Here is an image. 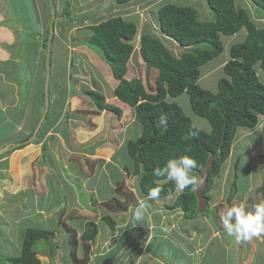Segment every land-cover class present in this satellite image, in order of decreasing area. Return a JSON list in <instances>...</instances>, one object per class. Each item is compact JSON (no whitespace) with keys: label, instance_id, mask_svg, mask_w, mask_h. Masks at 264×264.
Wrapping results in <instances>:
<instances>
[{"label":"crops","instance_id":"1","mask_svg":"<svg viewBox=\"0 0 264 264\" xmlns=\"http://www.w3.org/2000/svg\"><path fill=\"white\" fill-rule=\"evenodd\" d=\"M156 1L117 5L114 0H0V125L13 126L12 133L21 140L36 132L23 148L0 156V264H11L21 255L28 229L46 233L47 240L33 248L40 264L52 263L56 257L63 264H76L69 257L66 227L76 232L78 264H264L263 237V244L258 237L254 241L230 237L223 227L214 226L212 213L185 217L173 207L182 191L175 189L172 195L156 199L142 196L133 161L121 166L122 155L128 156L126 143L140 135L141 126L133 109L115 97L117 81L110 67L85 42L93 26L110 18L134 23L140 30L132 42L125 79L141 80L140 75H145L147 87L151 83L147 75L155 69L147 72L142 67L143 33L158 39L174 57L190 49L164 35L156 16L148 17ZM141 13H147L148 19ZM254 19L263 22L264 15ZM52 23L54 38L46 47ZM228 59L217 68L222 69ZM257 65L258 76L262 69ZM214 68L209 67V73ZM38 82L43 84V92L37 94L46 101L44 112L45 101L38 99L39 107L34 105ZM87 90L100 93L121 110L120 118L112 122L114 130L104 131L107 125L100 115L112 112L97 113ZM259 120L264 123V117ZM85 121L93 128L85 129ZM22 126L28 129L24 135ZM136 126V134L129 131ZM215 183L209 191L212 198L218 197ZM121 184L133 193V200L118 194ZM111 199L128 202L126 210L111 212L103 205ZM141 201L147 206L136 219L134 210ZM106 215L112 227L103 220ZM91 221L97 234L92 242L83 243L80 236Z\"/></svg>","mask_w":264,"mask_h":264},{"label":"trees","instance_id":"2","mask_svg":"<svg viewBox=\"0 0 264 264\" xmlns=\"http://www.w3.org/2000/svg\"><path fill=\"white\" fill-rule=\"evenodd\" d=\"M114 1L117 5H126L146 0ZM248 1L257 8L255 12L261 10L264 13V0ZM236 4V0H206L213 18L211 22L200 21L197 10L186 4L169 3L158 9L156 19L160 31L179 46L190 49L179 57H174L158 39L145 33L140 36L139 56L147 72L151 69L157 71L154 89L149 86L146 88L138 78L125 79L127 64L133 51L132 42L137 34L134 23L115 17L91 28L93 34L85 42L86 45L110 67L112 76L117 81L115 97L133 109L141 126L140 135L129 140L125 149L133 161V174L139 176L138 190L142 196H149V190L156 187L161 189L158 198L174 193L176 186L173 181L166 175L156 177L153 174L155 168H164L170 159L185 155L194 158L198 165L194 174L199 180V173L204 170L209 157L216 155L207 174V185L203 192L208 211L210 198L207 194L233 150L238 129H254L260 117H264V84L259 81L254 70L257 63L264 70V20L258 27L247 9ZM53 25L54 23L49 26L44 40L46 47L54 38ZM243 28L246 30L245 39L229 46V59L222 67L223 77L218 80L217 91L201 88L198 85L200 67L222 54L224 47L221 36H233ZM183 93L188 95L193 113L209 123V132L194 127L191 119L176 103L167 101V98H176ZM85 94L97 111L113 112L120 118L121 110L108 105L100 93L87 90ZM161 116L167 117L166 127L159 122ZM35 134L6 146L0 151V156L23 148L29 140H33ZM238 163L236 160L234 164L235 177L230 186L228 202L237 194ZM118 191L126 199H134L133 193L122 187ZM127 203L111 199L103 205L111 212H123ZM173 207L181 209L187 218L198 214L197 199L191 186L176 197ZM103 220L113 226L108 215ZM66 230L71 246L69 257L78 264L76 232L70 227H66ZM96 234V224L88 222L80 240L83 243L92 242ZM44 240H47L46 233L26 230L21 255L10 263L40 264L33 248Z\"/></svg>","mask_w":264,"mask_h":264},{"label":"rangeland","instance_id":"3","mask_svg":"<svg viewBox=\"0 0 264 264\" xmlns=\"http://www.w3.org/2000/svg\"><path fill=\"white\" fill-rule=\"evenodd\" d=\"M169 3L186 4V5H190L194 7L197 10L199 20L202 22H208V21L211 22L213 20L212 15L210 14L209 9L207 8L206 0H157L156 2H154V6L150 8L153 10V12L148 10V13H149L148 17L152 19L153 17L156 16L155 10ZM236 3L238 7L247 9L252 19L256 18L258 14L264 15V13L261 10H258V12H255V9L257 8L253 5H250L248 0H236ZM133 9H141V7L135 6L133 7ZM141 15H144L147 18V13H144V14L141 13ZM254 21L255 23H257L256 20ZM261 22L262 20L259 21L260 24L257 23L258 27L261 26L262 24ZM137 28H138V33H139L140 29L139 27ZM142 31L143 29L141 30V32ZM245 36H246V30L243 28L241 31H239L237 34L233 36H222L221 37V42L222 44L224 43L223 46H225L222 54H220L218 57L213 59L211 62H208L207 64H205L204 66L200 68V79L198 81V85L201 88L209 90L211 92L217 91L218 80L221 77H223L222 69L217 68L218 64L221 63V61L228 59L229 46L233 43L236 44V43L242 42L245 39ZM52 47L53 45L50 46L51 51H52ZM174 51H175V54L178 55V52H176V48L174 49ZM62 54L63 53L61 52V55ZM213 66H215V68L212 70L211 73H209V67H213ZM142 67L144 68L145 66H142ZM256 67H258V65ZM156 74H157V71L152 70L147 75L148 81L151 82L148 86L153 89L155 88ZM132 75H135V73H132ZM140 78L142 82L146 80L145 75L144 76L140 75ZM258 78L261 81V83L264 84V70L259 71ZM148 86L146 88H148ZM42 88H43V84L38 82L34 89L36 90V94L34 95L35 97L34 105H36L37 107H39V105H37V102L39 100H41L43 103L45 101V100L43 101V99H39L38 98L39 94H37L39 92L41 93L43 92ZM34 90H32V93H34ZM87 99L92 104V101L88 97ZM167 101L176 103L182 109V111L191 119L192 125L194 127L204 132L210 131L209 123L205 119L194 114L193 111L191 110L188 95L186 93L181 94L180 96L176 97L174 100L173 98H168ZM106 103L110 105L108 103V100ZM46 105L47 104L45 101L43 112L45 111ZM32 108H35V106ZM95 111L97 113L99 112L96 110V108H95ZM47 115L49 116V114ZM100 116L102 118L103 124H105V126L107 125L106 126L107 128L104 131L106 132L108 129L109 130L111 129L110 131L114 130V126L112 127V124H113L112 122H115L116 121L115 118L117 119L118 117L113 112L112 113L102 112ZM112 119L114 121H112ZM85 124L87 126V127L84 126L85 129L88 130L90 128H93L91 127V123H89V126H88V123L85 121ZM27 128H30V125L27 126ZM27 128L26 126L21 127V133L23 135L25 134L24 133L25 131H28ZM14 129L15 128L11 126L10 124L5 123L3 125H0V141H2L0 143V151L4 150L6 146H10V144H15L21 141L22 137H20L19 134L12 133ZM239 130L236 133L234 144H233V150L231 151L229 158L224 162L221 172L214 179V183L216 182L215 185L218 184V187H217L218 189H214L215 190L214 192H217L218 190V197L213 196L212 198L211 195H213V192L212 191L211 193L208 192L210 194L209 195V198H210L209 208L212 209L213 212L208 209V211H206L203 214H199V213L197 214V216L204 215V216L209 217V215H211L212 213L211 220H213L214 222L213 224L215 227L216 226L223 227L222 222H221V216L225 214L233 206H238L243 202L247 205L246 210L251 211L256 205L260 203H264V123L260 122V125H257L254 129H251V130L245 129V128H240ZM129 131L132 132L133 134H136L138 132L137 126ZM129 138H133V137L130 136ZM122 152L124 153L125 149H123ZM121 159H122L121 166H123L124 163L127 166L129 165V163L131 164L132 159L130 157L128 158V156H125L123 154ZM236 160L239 161L238 168L236 171L237 194L232 201L228 202L227 196L229 194V188L232 183V180H234V177H235L234 164ZM129 181H131L132 183L133 181H135V177L129 179ZM121 187L123 189L127 188L125 184H121L118 189H120ZM127 191H130V190H127ZM176 191H180V190L176 188ZM118 194H122V193L118 191ZM262 237L264 238V234H261L260 236H258V238H260V241ZM254 240L255 239L253 237L249 241H254Z\"/></svg>","mask_w":264,"mask_h":264},{"label":"clouds","instance_id":"4","mask_svg":"<svg viewBox=\"0 0 264 264\" xmlns=\"http://www.w3.org/2000/svg\"><path fill=\"white\" fill-rule=\"evenodd\" d=\"M160 124L167 126V117H160ZM198 167L197 161L190 156H182L177 159H170L164 168H155L153 174L156 177L167 176L175 183L178 190L183 191L186 188L196 190L199 187L198 177L194 174V169ZM161 189L159 187L149 190V198L159 197ZM146 203L141 201L134 210L136 219H140ZM247 205L241 203L238 206L231 207L221 216V222L226 234L235 237L237 240H251L264 234V203L256 205L251 211H247Z\"/></svg>","mask_w":264,"mask_h":264},{"label":"water","instance_id":"5","mask_svg":"<svg viewBox=\"0 0 264 264\" xmlns=\"http://www.w3.org/2000/svg\"><path fill=\"white\" fill-rule=\"evenodd\" d=\"M215 157L216 155H213L209 157V159L207 160L204 170L201 173H199V187L196 190H194V194L197 199L196 210L199 214H203L206 211L207 199L203 194V192L207 185V174L212 168L213 160L215 159Z\"/></svg>","mask_w":264,"mask_h":264},{"label":"built area","instance_id":"6","mask_svg":"<svg viewBox=\"0 0 264 264\" xmlns=\"http://www.w3.org/2000/svg\"><path fill=\"white\" fill-rule=\"evenodd\" d=\"M46 264H63L59 257L54 258L52 263L46 262Z\"/></svg>","mask_w":264,"mask_h":264}]
</instances>
